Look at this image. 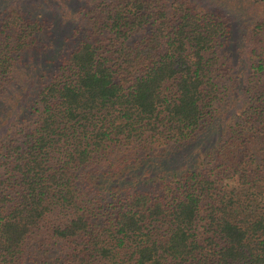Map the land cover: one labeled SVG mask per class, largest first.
Instances as JSON below:
<instances>
[{"label":"trees","instance_id":"16d2710c","mask_svg":"<svg viewBox=\"0 0 264 264\" xmlns=\"http://www.w3.org/2000/svg\"><path fill=\"white\" fill-rule=\"evenodd\" d=\"M4 1L0 264H264L263 17Z\"/></svg>","mask_w":264,"mask_h":264},{"label":"rangeland","instance_id":"374dc122","mask_svg":"<svg viewBox=\"0 0 264 264\" xmlns=\"http://www.w3.org/2000/svg\"><path fill=\"white\" fill-rule=\"evenodd\" d=\"M203 8H207L208 10L215 11L216 13L222 15L228 25L229 28V36L233 39H240L242 34L245 33V27L249 25L252 21H257L261 17H263L262 21L264 22V0H194ZM6 1L0 0L1 4ZM32 0H27L26 3L30 4ZM64 0H50V9L52 11V15L55 18H60L63 20L60 24V35L71 34V28L75 26V21H71L72 17L69 10L63 5ZM80 1H71L72 5L79 4ZM264 27V26H263ZM232 41V42H233ZM232 63L239 67L240 71L243 73V63L238 62L237 54L233 53L230 55ZM232 99V94L229 96ZM237 105L233 100H230L228 106H224L223 108V117H227L228 115H232ZM219 112V111H217ZM216 112V113H217ZM221 115V113H220ZM217 114V116H220ZM5 125H0V136L5 132ZM213 140H216L214 137ZM207 141V140H206ZM206 143V142H205Z\"/></svg>","mask_w":264,"mask_h":264}]
</instances>
